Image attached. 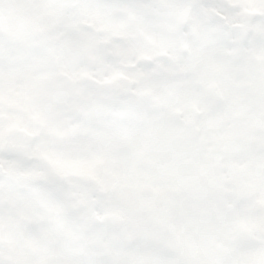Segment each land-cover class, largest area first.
<instances>
[{
  "label": "snow or ice",
  "instance_id": "1",
  "mask_svg": "<svg viewBox=\"0 0 264 264\" xmlns=\"http://www.w3.org/2000/svg\"><path fill=\"white\" fill-rule=\"evenodd\" d=\"M0 264H264V0H0Z\"/></svg>",
  "mask_w": 264,
  "mask_h": 264
}]
</instances>
